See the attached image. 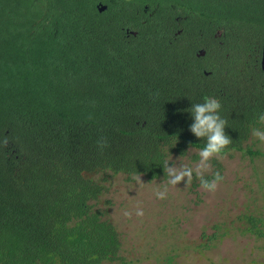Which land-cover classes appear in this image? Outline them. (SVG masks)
<instances>
[{
	"label": "trees",
	"instance_id": "obj_1",
	"mask_svg": "<svg viewBox=\"0 0 264 264\" xmlns=\"http://www.w3.org/2000/svg\"><path fill=\"white\" fill-rule=\"evenodd\" d=\"M263 49L264 0H0V264H126L96 205L112 176L160 180L203 146L186 109L205 95L224 154L264 155L249 144Z\"/></svg>",
	"mask_w": 264,
	"mask_h": 264
},
{
	"label": "rangeland",
	"instance_id": "obj_2",
	"mask_svg": "<svg viewBox=\"0 0 264 264\" xmlns=\"http://www.w3.org/2000/svg\"><path fill=\"white\" fill-rule=\"evenodd\" d=\"M249 144L264 153V140L252 136ZM198 151L190 148L171 162L194 167ZM217 164L223 180L215 192L193 187V174L187 184L182 180L169 185L164 199L154 195L162 179L127 180L121 174L109 178L96 207L119 232L126 264H264V228L261 237L243 232L244 216L264 218V155L229 151L212 157L205 175L217 171ZM137 202L143 216L134 211L124 216L123 210L134 209ZM203 233L218 237L208 241Z\"/></svg>",
	"mask_w": 264,
	"mask_h": 264
},
{
	"label": "clouds",
	"instance_id": "obj_3",
	"mask_svg": "<svg viewBox=\"0 0 264 264\" xmlns=\"http://www.w3.org/2000/svg\"><path fill=\"white\" fill-rule=\"evenodd\" d=\"M220 109L221 101L213 95H205L202 102H192L186 109L192 119V122L188 125L189 130L195 137L204 138L205 142L203 146L199 147V159L195 162L194 167L182 163L177 164L174 160L169 163L172 157H166L162 161L161 166L164 176L154 189V195L157 198H166L169 185H178V182L182 180L185 184L189 183L193 178V174L199 179L200 186L203 189L208 192H215L223 180V175L216 171L211 176H206L205 172L210 167L211 158L222 156L226 151V147L232 142L231 136L225 131L227 122L221 116ZM255 118L261 123L251 125V133L253 136L264 140V109L258 110ZM97 143L102 149L107 141L101 139ZM133 211L138 217L144 214V209L137 202L134 209H124L123 215L126 217L131 216Z\"/></svg>",
	"mask_w": 264,
	"mask_h": 264
},
{
	"label": "flooded vegetation",
	"instance_id": "obj_4",
	"mask_svg": "<svg viewBox=\"0 0 264 264\" xmlns=\"http://www.w3.org/2000/svg\"><path fill=\"white\" fill-rule=\"evenodd\" d=\"M181 32H182V29L179 27V28L175 31L174 34H176V36H179V35L181 34ZM176 36H175V38H176ZM259 58H260L259 63H258V65H259V70L261 71L262 77H263V79H264V51L261 52ZM257 61H258V60H257Z\"/></svg>",
	"mask_w": 264,
	"mask_h": 264
},
{
	"label": "water",
	"instance_id": "obj_5",
	"mask_svg": "<svg viewBox=\"0 0 264 264\" xmlns=\"http://www.w3.org/2000/svg\"><path fill=\"white\" fill-rule=\"evenodd\" d=\"M98 9H99L100 12H102V11H104L106 9V6H100V7H98ZM263 51H264V49H263ZM198 55H203V51H199Z\"/></svg>",
	"mask_w": 264,
	"mask_h": 264
}]
</instances>
